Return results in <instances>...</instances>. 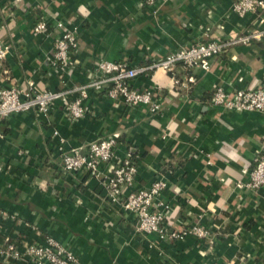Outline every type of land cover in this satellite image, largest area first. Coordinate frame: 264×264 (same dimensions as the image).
<instances>
[{
  "label": "crops",
  "instance_id": "obj_1",
  "mask_svg": "<svg viewBox=\"0 0 264 264\" xmlns=\"http://www.w3.org/2000/svg\"><path fill=\"white\" fill-rule=\"evenodd\" d=\"M234 2L0 0V40L10 47L0 65V88L32 82L40 91L70 90L89 83L98 60L140 67L199 41L256 27L254 17L232 12ZM40 20L49 25L48 36L33 33ZM55 21L76 27L79 43L60 74L48 62ZM133 85L155 89L159 113L90 89L86 114L76 122L60 103L47 115L28 112L0 121V211L16 222L0 219V246L7 237L24 247L51 236L80 264H264V187L235 188L264 143V114L211 105L215 87L227 95L264 89V41L214 57L207 72L158 70ZM55 130L64 149L116 136L117 157L136 162L132 189L164 181L159 199L169 205L171 226L201 225L209 237L159 244L155 234H137L132 214L108 201L99 180L57 171Z\"/></svg>",
  "mask_w": 264,
  "mask_h": 264
},
{
  "label": "built area",
  "instance_id": "obj_2",
  "mask_svg": "<svg viewBox=\"0 0 264 264\" xmlns=\"http://www.w3.org/2000/svg\"><path fill=\"white\" fill-rule=\"evenodd\" d=\"M156 1L145 0V5L152 6ZM232 12L239 17H254L256 27L237 35H223L199 41L140 67H131L123 61L98 60L91 71L93 75L89 83L70 90L40 91L32 82H28L26 88H0V121L28 112L47 115L53 106L60 103L69 121L76 122L86 114L83 100L90 89L102 91L105 97L120 101L126 107H145L151 114L159 113L161 105L154 100L155 89H137L133 85L137 77L158 70L174 75L179 68L184 71L200 69L207 72L214 57L227 53L238 45L264 41V0H235ZM51 29L56 34L48 62L60 74L71 64L70 54L78 50L77 28L55 21ZM50 32L49 25L44 20L38 21L33 27L34 34L48 36ZM9 51V45L0 40V65ZM187 81L192 84L194 78L189 76ZM175 84H178L177 80ZM211 105L227 110L264 114V89H236L231 95H227L220 87H215ZM52 136L57 139V171L63 176L83 172L99 180L108 201L132 214L137 234L143 237L155 234L156 243L159 244L183 240L188 236L199 241L209 237V230L201 225L188 224L181 229L171 226L169 205L159 199L167 188L164 181L156 180L147 187L132 189L137 174L136 162L130 156L123 159L117 157L116 136L100 137L85 146L69 149H64L65 140L56 130L52 132ZM242 174L245 179L235 182L236 189L256 192L264 187V143L255 151L253 167L242 170ZM125 189L129 190L126 194ZM0 219L16 223L15 217L2 211ZM0 261L14 264H80L68 249L51 236H41L39 242L24 247H19L7 237L0 246Z\"/></svg>",
  "mask_w": 264,
  "mask_h": 264
},
{
  "label": "trees",
  "instance_id": "obj_3",
  "mask_svg": "<svg viewBox=\"0 0 264 264\" xmlns=\"http://www.w3.org/2000/svg\"><path fill=\"white\" fill-rule=\"evenodd\" d=\"M11 242H13V241H11ZM13 243H15V242H13ZM17 244V243H16ZM0 264H5L4 262L2 263L1 261H0Z\"/></svg>",
  "mask_w": 264,
  "mask_h": 264
}]
</instances>
